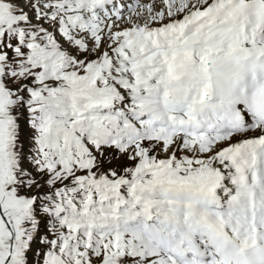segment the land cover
<instances>
[{
    "label": "snow or ice",
    "instance_id": "6c2138e0",
    "mask_svg": "<svg viewBox=\"0 0 264 264\" xmlns=\"http://www.w3.org/2000/svg\"><path fill=\"white\" fill-rule=\"evenodd\" d=\"M0 264H264V0H0Z\"/></svg>",
    "mask_w": 264,
    "mask_h": 264
}]
</instances>
